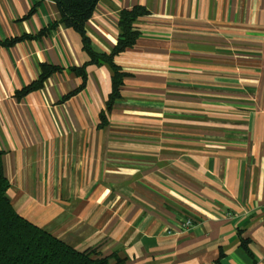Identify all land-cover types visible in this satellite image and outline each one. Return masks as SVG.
Here are the masks:
<instances>
[{
  "label": "crops",
  "instance_id": "1",
  "mask_svg": "<svg viewBox=\"0 0 264 264\" xmlns=\"http://www.w3.org/2000/svg\"><path fill=\"white\" fill-rule=\"evenodd\" d=\"M135 5L149 14L114 58L125 77L102 127L112 71L88 64L78 33L0 46L8 197L68 246L119 264H264V0H99L85 26L96 52L112 51ZM58 18L50 0H0V41ZM42 64L62 70L16 98ZM83 65L84 88L62 102Z\"/></svg>",
  "mask_w": 264,
  "mask_h": 264
},
{
  "label": "trees",
  "instance_id": "2",
  "mask_svg": "<svg viewBox=\"0 0 264 264\" xmlns=\"http://www.w3.org/2000/svg\"><path fill=\"white\" fill-rule=\"evenodd\" d=\"M55 3L59 18L42 28L36 36L28 34L20 37L0 41V46H12L16 43L48 36L58 27L74 30L79 34L82 47L89 56L92 65L107 64L112 71L111 92L105 104V109L100 112L99 127L106 125V116L110 112L115 100L121 97V89L125 73L115 64L114 58L126 52L138 40L139 31L135 27L139 19L147 16L149 12L143 6L135 5L130 9L122 10L119 14V35L110 53L96 52L86 35L85 26L91 18L99 0H50ZM31 9L32 13L35 7ZM36 37V38H35ZM86 65L69 68L71 72L82 78V84L74 91L66 94L62 102L68 100L85 86ZM62 68L42 64L40 74L36 80L15 93L16 98L43 87L44 82L54 72ZM10 183L3 173L0 164V264H119L120 259L113 262L114 256L102 257L97 248H88L83 251L76 250L62 240L54 237L44 229L36 226L14 209L9 197L8 189Z\"/></svg>",
  "mask_w": 264,
  "mask_h": 264
},
{
  "label": "built area",
  "instance_id": "3",
  "mask_svg": "<svg viewBox=\"0 0 264 264\" xmlns=\"http://www.w3.org/2000/svg\"><path fill=\"white\" fill-rule=\"evenodd\" d=\"M180 226L183 228V229H189L190 227L193 226V220L191 218H186L185 220H183L181 223H180Z\"/></svg>",
  "mask_w": 264,
  "mask_h": 264
}]
</instances>
